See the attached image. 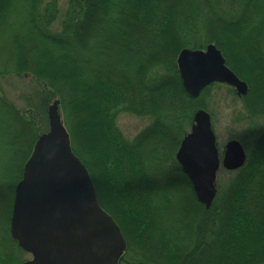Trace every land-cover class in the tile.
<instances>
[{"label":"trees","instance_id":"1","mask_svg":"<svg viewBox=\"0 0 264 264\" xmlns=\"http://www.w3.org/2000/svg\"><path fill=\"white\" fill-rule=\"evenodd\" d=\"M60 3L0 0V77L32 82L23 110L0 93L22 161L13 199L58 101L73 152L126 241L120 264H264V127L255 125L264 120V0H67L65 10ZM210 44L249 86L242 98L233 92L252 145L206 209L176 154L222 84L192 97L178 59ZM121 114L149 124L128 139ZM13 203L4 226L21 250L10 235ZM2 259L12 262L8 253Z\"/></svg>","mask_w":264,"mask_h":264},{"label":"water","instance_id":"2","mask_svg":"<svg viewBox=\"0 0 264 264\" xmlns=\"http://www.w3.org/2000/svg\"><path fill=\"white\" fill-rule=\"evenodd\" d=\"M178 65L183 85L194 98L214 83L232 86L240 96L249 91L214 44L205 50H183ZM48 118L50 129L35 143L15 189L11 237L33 256L24 264H118L126 241L102 208L86 165L73 152L58 101L49 106ZM216 143L211 114L200 109L176 154L206 209L218 194L221 161ZM245 158L240 142L231 141L223 166L235 170Z\"/></svg>","mask_w":264,"mask_h":264},{"label":"rangeland","instance_id":"3","mask_svg":"<svg viewBox=\"0 0 264 264\" xmlns=\"http://www.w3.org/2000/svg\"><path fill=\"white\" fill-rule=\"evenodd\" d=\"M66 3L67 0H61L62 10H65ZM31 85L32 82L28 78L19 79L14 76L0 77L1 95L7 98L8 102L12 103L19 110L25 109L26 103L21 98V95L28 89L27 92H29ZM210 96V114L217 138L219 156L222 161L216 180L218 189L219 185L224 186L227 184L235 174V172L229 171L223 166L225 150L228 144L233 140L239 141L240 138L244 139L242 136L248 133L250 135L251 132L246 123L235 118V113L242 109V102L239 99L235 100L233 98L230 88L225 85H218L211 91ZM117 124L128 139H133L149 124V120L121 114L117 120ZM255 125L258 128H263L264 120L258 121ZM14 130H17L16 124L13 123L10 117L3 115L0 107V258H3L7 252L9 254L14 252L15 254H19V260L26 261L31 259V256L22 250L18 251L14 244L8 242L4 226L5 220L7 222L6 225L8 224L9 205L11 206L12 201L14 202L11 190L17 181V175L22 163L19 153H16L12 145L14 139H11V136ZM250 137L252 139L251 135Z\"/></svg>","mask_w":264,"mask_h":264},{"label":"flooded vegetation","instance_id":"4","mask_svg":"<svg viewBox=\"0 0 264 264\" xmlns=\"http://www.w3.org/2000/svg\"><path fill=\"white\" fill-rule=\"evenodd\" d=\"M226 87H228V88H230V90H231V94H232V96H233V98L235 99V100H237L236 98H235V96H234V92H233V90H235V94H236V96H237V98H242V97H244V96H240L239 94H238V92L236 91V89L235 88H233L232 86H229V85H225ZM249 92V91H248ZM248 94V93H247ZM246 96V95H245ZM240 100V99H239ZM241 108H242V105H241ZM241 112H243V108L240 110ZM236 114V113H235ZM234 115V114H233ZM215 133V132H214ZM252 133H250V135H251ZM250 135H249V133L248 134H246L245 136H242V137H244V143L243 142H240V141H238V142H240V144H241V146H242V148H243V150H244V152H245V155H246V158H245V162H246V160H247V147H250L251 145H252V139H251V137H250ZM252 136V135H251ZM234 141V140H233ZM216 145H217V143H216ZM217 149H218V147H217ZM225 152H226V150H225ZM218 153H219V151H218ZM220 157V156H219ZM224 160V159H223ZM220 161H221V159H220ZM245 162H244V164H245ZM221 163H222V161H221ZM244 164L241 166V167H239V168H237V169H235V170H229V171H233V172H236V171H238L240 168H242L243 166H244ZM10 225H11V223H10ZM11 234V233H10ZM16 245L18 246V244L16 243ZM19 247V246H18ZM17 248V247H16ZM18 250V249H17ZM22 250V249H21ZM19 251V250H18ZM25 252V251H24ZM8 253V252H7ZM28 255H30L31 256V259L33 258V256L31 255V254H29V253H27ZM18 256H19V254H15L14 252H11L10 254L8 253V257H9V259L12 261L11 263L10 262H8V264H20L21 262V264H24L26 261H28V260H26V261H21V260H19V258H18ZM31 259H29V260H31ZM3 259L2 258H0V264H4L3 263V261H2ZM97 264H99V262L97 263ZM118 264H120V259H119V263Z\"/></svg>","mask_w":264,"mask_h":264}]
</instances>
